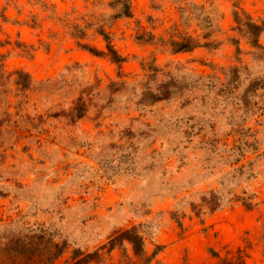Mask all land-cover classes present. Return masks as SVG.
I'll use <instances>...</instances> for the list:
<instances>
[{
    "label": "rangeland",
    "instance_id": "1",
    "mask_svg": "<svg viewBox=\"0 0 264 264\" xmlns=\"http://www.w3.org/2000/svg\"><path fill=\"white\" fill-rule=\"evenodd\" d=\"M112 1L0 0L5 70L33 80L26 98L0 100V238L45 228L69 245L57 263L66 264L73 250L94 252L137 228L149 256L163 247L162 264H221L213 251L239 248L264 264V53L255 59L234 21V12L264 20V0H131L132 17L109 30L127 59L120 68L73 37L112 15ZM203 18L217 46L174 54L172 41L205 42ZM87 34L83 43L105 49ZM171 79L170 100L143 99ZM253 81L260 88L245 95ZM79 98L87 113L72 122ZM240 167L254 177H238ZM212 191L247 192L257 207L197 217L191 204ZM125 250H105L103 264H141Z\"/></svg>",
    "mask_w": 264,
    "mask_h": 264
},
{
    "label": "trees",
    "instance_id": "2",
    "mask_svg": "<svg viewBox=\"0 0 264 264\" xmlns=\"http://www.w3.org/2000/svg\"><path fill=\"white\" fill-rule=\"evenodd\" d=\"M40 1V0H38ZM109 7L113 10V14L108 17H100L98 22L90 24L85 28L75 27L73 37L77 40V46L91 55L99 58H109V60L119 68L126 63L127 59L123 57L113 44L112 34L109 32L111 27L121 19L131 18L133 15L131 0H113ZM201 28L205 31L202 42L192 36L180 38L179 41L170 43L174 54L191 53L199 48L213 49L217 45L212 40V25L207 18L198 19ZM234 21L237 24L235 31L245 38L249 45L255 50L253 55L258 59L260 53H264V46L260 44V38L264 35V20L260 22L253 21L247 14L234 12ZM94 30L95 35L102 38L105 43V49L101 50L95 46L83 43L88 39L87 32ZM231 42L237 48V53H240L239 42L232 39ZM4 56L0 55V100L4 105L11 106L10 97L15 95L16 98H26V92L33 87V80L30 74L24 71H16L9 74L5 70ZM231 73H235L237 81L239 78V70L234 67L230 69ZM15 77L14 81L12 79ZM261 81H253L247 88L246 94L255 93L260 88ZM175 83L171 81L158 86L157 93L146 92L143 94V99L150 100L149 104H155L162 101L170 100L174 95ZM12 87H15L16 94H13ZM23 94V95H22ZM246 97V96H244ZM86 103L79 98L75 104L69 117L72 122L79 121L86 116ZM10 116L8 113L6 114ZM239 159L245 157L244 151L237 148ZM238 177L246 176L247 179L253 178L252 171H246L244 167H240L235 171ZM233 178H235L233 176ZM224 186V184L222 183ZM228 195L232 197L226 199L217 192H209L201 197L199 205L191 204L193 213L197 217H201L204 210L210 214L217 213L225 207L232 204H240L248 210L257 207L255 196L243 192L241 195L235 194L233 191H228ZM182 227L181 223H179ZM125 244H128L133 253V257L141 262V264H162L157 261V257L162 252L163 247H158L156 251L149 256L145 248V240L137 228L118 233L111 238L108 244L102 246L94 252H83L79 249L72 251V256L66 264H103L105 250L106 254L112 253L116 248L123 249L125 257H127ZM70 247L66 242L57 240L55 234L49 232L45 228H29L22 233L0 238V264H57L69 251ZM213 256L221 260V264H248L249 255L246 251L239 248L235 253L228 251L227 256L221 258L220 254L213 251ZM233 254V255H232ZM139 264V263H129Z\"/></svg>",
    "mask_w": 264,
    "mask_h": 264
}]
</instances>
